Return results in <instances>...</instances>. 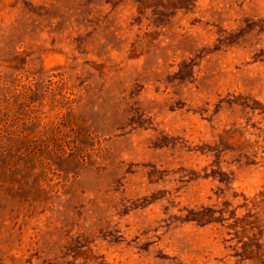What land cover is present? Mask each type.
Masks as SVG:
<instances>
[{"label": "rangeland", "instance_id": "obj_1", "mask_svg": "<svg viewBox=\"0 0 264 264\" xmlns=\"http://www.w3.org/2000/svg\"><path fill=\"white\" fill-rule=\"evenodd\" d=\"M0 264H264V0H0Z\"/></svg>", "mask_w": 264, "mask_h": 264}]
</instances>
